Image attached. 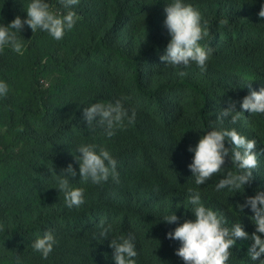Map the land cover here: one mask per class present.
I'll return each instance as SVG.
<instances>
[{
	"label": "trees",
	"instance_id": "1",
	"mask_svg": "<svg viewBox=\"0 0 264 264\" xmlns=\"http://www.w3.org/2000/svg\"><path fill=\"white\" fill-rule=\"evenodd\" d=\"M29 2L0 0V24L26 19ZM45 2L54 13L68 11L59 0ZM171 2L79 0L71 8L79 19L61 40L25 26L17 33L23 55L8 47L0 52V81L8 85L0 97V264H115L111 239L129 235L136 264H184L175 255L181 242L167 233L195 219L189 189L199 192L201 204L222 217L224 227L240 222L249 236L255 231L249 219L254 213L236 205L264 192V155L244 190L216 191L219 180L236 171L230 157L219 173L196 185L188 168L194 154L187 149L229 99L241 118L216 126L255 139L256 153L264 148V114L241 108L243 97L264 87V18L258 16L264 0H184L200 12L209 33L200 41L213 49L203 72L195 63L174 68L160 60L171 38L164 26V7ZM121 97H130L124 106L129 114L135 109L133 123L125 121L111 137L87 127L83 108ZM81 144L110 152L119 183L111 176L101 184L80 178L75 156ZM225 146L233 147L227 140ZM70 163L77 171L70 183L84 189V203L72 208L56 189L57 175ZM173 213L178 223L163 220ZM100 221L111 225L107 238H99ZM46 231L56 244L44 259L32 244ZM252 243L238 239L226 264L264 260L249 257Z\"/></svg>",
	"mask_w": 264,
	"mask_h": 264
},
{
	"label": "clouds",
	"instance_id": "2",
	"mask_svg": "<svg viewBox=\"0 0 264 264\" xmlns=\"http://www.w3.org/2000/svg\"><path fill=\"white\" fill-rule=\"evenodd\" d=\"M66 13L57 14L50 10V6L45 0H30L26 5V19L16 16L6 26L0 24V52L6 47L13 52L23 55L25 45L18 38L17 33L29 27L33 33L37 30L47 32L55 40H61L66 31L73 29L79 17L76 12L71 10L72 6L77 5L79 0H59ZM166 19L164 26L171 37L165 48V54L160 56L166 66L174 68H186L195 63L201 70H206L213 49L201 46L200 41L209 33L201 26V14L184 0H172L164 7ZM260 18H264V4L261 5L258 13ZM207 22H205L206 24ZM227 24L228 21H221ZM179 75H186L185 72H179ZM251 87V83L248 84ZM8 85L0 81V97L7 95ZM130 97H121L115 102L107 104L97 102L83 108V119L87 122V127L98 126L104 129L106 136L111 137L116 129H123L125 121L131 124L135 121V109L125 108L124 104ZM241 108L244 111L264 114V87L259 91H250L243 97ZM242 111L236 110V102L229 99L228 107L219 112L217 120L223 123L225 118L230 117L231 123L236 124L241 118ZM216 121L209 122V130L201 136L198 143L188 147V151L193 153L192 163L188 168L195 178L196 185H203L214 174H217L224 168L226 158L230 157L231 164L235 166V172H228L223 179L216 184V191L225 188L239 191L245 185H248L254 179L253 170L258 167V156L264 155V148L260 153H256L257 141L248 139L241 135L235 128H218ZM230 142L233 147H226L225 141ZM75 156L79 164V176L87 181L91 180L94 184H101L112 180L119 183V173L116 170L117 160L113 158L108 150L99 148L94 144H81L77 148ZM53 171H55L53 169ZM77 176V171L70 163L62 168L57 175V184L59 193H63L64 201L68 208L79 207L84 203V189L73 187L70 179ZM189 202L193 206L194 220H185L178 224L174 232L167 233L168 239H175L181 242V247L175 251V255L184 261V264H226L229 260L230 249L235 246L236 241L251 240L253 243L248 248V255L253 260H258L264 256V192L256 190L254 196H248L243 204H237L236 207L241 213L245 208H250L252 213L249 219L255 226V231L249 236L244 231L240 222L234 223L231 228L223 226L222 217L217 213L206 208L201 204V197L198 191L188 190ZM165 222L169 224L178 223L179 217L173 213L164 217ZM100 228L99 238H107L111 233V225L105 227L103 221L98 224ZM2 230V226H0ZM133 237L112 238L109 247L113 249V259L115 264H136L134 259L137 256ZM56 240L51 231L44 232L42 238H37L32 248L39 252L42 258L47 259L53 252ZM19 260V258H17ZM259 264H264L260 260Z\"/></svg>",
	"mask_w": 264,
	"mask_h": 264
}]
</instances>
